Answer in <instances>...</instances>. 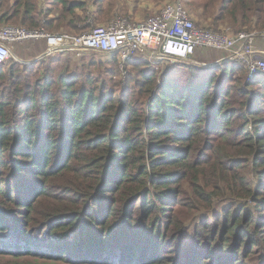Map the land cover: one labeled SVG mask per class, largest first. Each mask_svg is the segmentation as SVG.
I'll list each match as a JSON object with an SVG mask.
<instances>
[{"label":"trees","instance_id":"obj_1","mask_svg":"<svg viewBox=\"0 0 264 264\" xmlns=\"http://www.w3.org/2000/svg\"><path fill=\"white\" fill-rule=\"evenodd\" d=\"M185 1L198 27L264 30V0ZM86 8L0 0V28L80 34ZM32 45L0 64V264H264V75Z\"/></svg>","mask_w":264,"mask_h":264},{"label":"built area","instance_id":"obj_2","mask_svg":"<svg viewBox=\"0 0 264 264\" xmlns=\"http://www.w3.org/2000/svg\"><path fill=\"white\" fill-rule=\"evenodd\" d=\"M37 41L44 43L45 50L36 60L58 53H70L75 59L100 53L115 56L122 75L126 63L138 56L150 63L188 64L197 51L204 50L225 55L214 65L240 63L246 70L245 82L264 75V52L254 48L255 41L264 43V30L233 33L228 27L218 31L198 27L181 0L164 3L157 13L136 23L115 17L80 34L4 26L0 28V64L10 59L21 62L12 52L13 44Z\"/></svg>","mask_w":264,"mask_h":264},{"label":"rangeland","instance_id":"obj_3","mask_svg":"<svg viewBox=\"0 0 264 264\" xmlns=\"http://www.w3.org/2000/svg\"><path fill=\"white\" fill-rule=\"evenodd\" d=\"M82 1L85 3V5H87L86 13L88 14L87 17L84 19V23L91 24L90 28H92L95 26L104 25L115 17H123L130 20L131 22L136 23L138 21L143 20L144 18H147L157 13L162 8L164 3L169 1L170 2L176 1V0H96L98 2L97 4L95 3L94 5H93L94 0H82ZM181 2L184 5L185 10L189 14L191 10L189 9L188 2L185 0H181ZM89 6L93 7L90 8V14L88 13ZM76 13H80V11L77 10ZM190 18L191 19L193 18L192 20H194V22L197 24L193 16L192 17L190 16ZM206 24L204 25V27H208ZM219 27H218L219 29L224 27H228L231 29V27L227 25H222V26L220 25ZM57 33H65V32H57ZM20 45H23L22 47L20 46L18 50V53L20 54L21 57L18 59L21 60V62L19 63L21 65H24L25 64L24 62L26 60H31L30 58H33V56H36L37 54L40 53V48H35L37 47V45H32V43L30 44L24 43ZM91 55L94 56L97 60L102 62H108L110 58H112L108 55L94 53V52L85 54V57L86 56L89 57ZM69 58L72 60V62H77L76 59H72L71 57ZM141 58L143 59V57ZM222 58H225V55L215 51H210V50L197 51L193 55V57L190 58L188 65L199 66L201 63L205 65L207 63L209 64L217 60H221ZM161 64L162 66H166V64L163 63ZM117 68L119 71H121L119 69L118 64H117Z\"/></svg>","mask_w":264,"mask_h":264},{"label":"crops","instance_id":"obj_4","mask_svg":"<svg viewBox=\"0 0 264 264\" xmlns=\"http://www.w3.org/2000/svg\"><path fill=\"white\" fill-rule=\"evenodd\" d=\"M254 48L260 52H264V46L263 43L260 41H255L254 42Z\"/></svg>","mask_w":264,"mask_h":264},{"label":"water","instance_id":"obj_5","mask_svg":"<svg viewBox=\"0 0 264 264\" xmlns=\"http://www.w3.org/2000/svg\"><path fill=\"white\" fill-rule=\"evenodd\" d=\"M203 67H205V66H212V65H202Z\"/></svg>","mask_w":264,"mask_h":264},{"label":"bare ground","instance_id":"obj_6","mask_svg":"<svg viewBox=\"0 0 264 264\" xmlns=\"http://www.w3.org/2000/svg\"><path fill=\"white\" fill-rule=\"evenodd\" d=\"M192 20V19H191ZM193 21V20H192ZM194 22V21H193ZM195 23V22H194ZM196 25V24H195ZM238 64H240V63H238Z\"/></svg>","mask_w":264,"mask_h":264}]
</instances>
